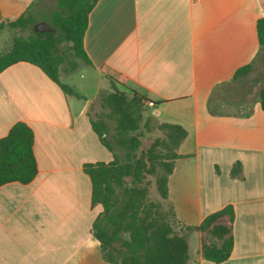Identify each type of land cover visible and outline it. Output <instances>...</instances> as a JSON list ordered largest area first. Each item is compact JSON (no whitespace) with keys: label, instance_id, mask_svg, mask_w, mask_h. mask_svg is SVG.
<instances>
[{"label":"crops","instance_id":"obj_1","mask_svg":"<svg viewBox=\"0 0 264 264\" xmlns=\"http://www.w3.org/2000/svg\"><path fill=\"white\" fill-rule=\"evenodd\" d=\"M38 1L0 0V23ZM263 16L264 0H98L88 14L86 71L98 89L115 78L122 90L150 100L147 118L187 131L165 199L174 229L188 238L187 264H264V109L260 93L228 90L248 84L252 67L236 74L262 52ZM74 84L78 96L28 61L0 72V138L16 122L28 123L38 160L33 181L0 186V264H116L95 235L103 207L94 203L85 166L118 152L101 142L89 115L94 99L85 107L88 92ZM86 115L89 126L79 132ZM228 205L235 211L234 249L217 263L204 254L210 232L197 227Z\"/></svg>","mask_w":264,"mask_h":264},{"label":"trees","instance_id":"obj_2","mask_svg":"<svg viewBox=\"0 0 264 264\" xmlns=\"http://www.w3.org/2000/svg\"><path fill=\"white\" fill-rule=\"evenodd\" d=\"M98 0H58L53 11L38 8L39 2L10 22L0 23V28H30L28 37L15 35L9 48L0 52V72L19 61H28L39 66L64 91L79 95L62 80V65L69 53L90 64L84 48V36L88 27V14ZM38 21L45 28L37 30ZM261 49L264 51V16L257 22ZM252 64L243 66L236 75L247 72ZM111 91L101 96L105 114L91 119V124L101 142L111 151L116 144L124 151V160L118 155L114 159L96 164L88 163L86 171L93 179L94 203H101L103 210L94 222L96 237L101 241L103 256L116 264H187L189 243L185 234L174 229L175 212L166 210L162 201L149 198L143 186L148 172L156 178L162 199L168 198V175L172 170V159L178 157L176 148L185 138L187 131L180 125L161 123L166 129L167 141L175 145L170 161H165L156 151L157 138L149 148L148 158L138 155L141 145L139 136L149 126L151 117H146V104L150 100L136 90H122L123 83L108 77ZM264 109V88L260 93ZM35 131L26 122L18 121L7 135L0 138V186L12 181L29 183L38 174L35 153ZM160 152V151H158ZM159 159V160H158ZM165 173L157 171V163L163 161ZM152 167V171H151ZM241 164L237 163L232 173L236 174ZM229 214L233 223L235 211L228 205L208 215L197 228L218 234L223 240L206 244V259L223 262L230 258L234 249V235L226 238L228 229L216 225V221Z\"/></svg>","mask_w":264,"mask_h":264},{"label":"rangeland","instance_id":"obj_3","mask_svg":"<svg viewBox=\"0 0 264 264\" xmlns=\"http://www.w3.org/2000/svg\"><path fill=\"white\" fill-rule=\"evenodd\" d=\"M39 5L36 6V10L38 8L45 9L47 11H53L57 7L58 0H39ZM37 30H40L42 28H45V24L41 21H38L36 25ZM3 34L1 36L2 39V45L1 48H4L7 50L9 48V44L12 41L13 37L15 35H23L24 37H28L32 30L30 28L26 29H16L11 27H5L3 28ZM4 49V50H5ZM87 63L81 58L75 57L72 53H69L67 56V60L62 65L61 69V75L63 81L71 85L72 83L74 85H78L79 88L83 91H87L88 94L92 90L94 86V80H91L89 77V74L87 73ZM248 84H241L236 86H231L228 88V90L234 92V93H241L243 91L249 90L253 93V95H257L258 93H261L262 89L264 88V51H262L254 65L252 66V70L249 72V77L247 79ZM85 86V89L83 88ZM111 91V86L108 80H103L99 86V89L97 91L96 96L93 98L94 101L92 102L90 109H89V115L92 116L94 119H97L98 117H101L103 114H105L106 110L102 108L101 103V96L107 94ZM88 97V96H87ZM89 115H86L79 127V132L85 131L89 126ZM151 131V132H148ZM166 136V129L159 127V124L154 119L149 121V126L144 129V133L142 136H140L142 140V144L140 147L139 155L143 158H148L149 154V148L151 147V144H154L155 141H157V138H159L160 141H157V148L156 151L158 154L162 155L165 161H170L172 158L174 152H175V145L172 141H167ZM116 151L118 152V156L121 160H124V151L121 150L119 147L114 144ZM160 151V152H158ZM163 161H160V163H157V171L160 173H165L167 170L166 165L163 163ZM159 160V159H158ZM151 167V171H152ZM143 186H146L149 193V198L156 201H162L164 208H166V201L162 199L160 195V191L158 190L156 178L151 172H148L146 175V179L143 183ZM166 210H171V206L167 205ZM229 216V214H226ZM216 225L221 228H227L228 232L224 233V237H228L232 232V222L230 220V216L228 219L223 222L222 217L219 218L216 221ZM210 238L213 243H216L217 245L222 244V239L218 236V234H212L210 233Z\"/></svg>","mask_w":264,"mask_h":264},{"label":"water","instance_id":"obj_4","mask_svg":"<svg viewBox=\"0 0 264 264\" xmlns=\"http://www.w3.org/2000/svg\"><path fill=\"white\" fill-rule=\"evenodd\" d=\"M93 84H94V86H93L92 90L88 94L89 98H88V100L86 102V106L85 107H87L90 104V102L92 101V99L94 98V96L97 94L98 84L96 82H94ZM150 106H151L150 103H147L146 104V108H150Z\"/></svg>","mask_w":264,"mask_h":264}]
</instances>
